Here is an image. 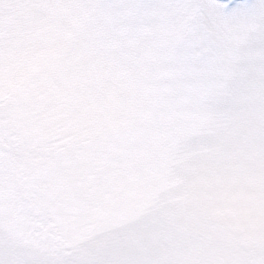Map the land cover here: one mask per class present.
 Returning <instances> with one entry per match:
<instances>
[{
  "label": "snow or ice",
  "instance_id": "1",
  "mask_svg": "<svg viewBox=\"0 0 264 264\" xmlns=\"http://www.w3.org/2000/svg\"><path fill=\"white\" fill-rule=\"evenodd\" d=\"M222 98L264 125V0H0V264L112 252Z\"/></svg>",
  "mask_w": 264,
  "mask_h": 264
},
{
  "label": "rangeland",
  "instance_id": "2",
  "mask_svg": "<svg viewBox=\"0 0 264 264\" xmlns=\"http://www.w3.org/2000/svg\"><path fill=\"white\" fill-rule=\"evenodd\" d=\"M214 111L218 123L182 145L153 206L106 237L112 252L146 262L211 256L208 264H264V236L223 233L200 218L191 202L194 176L225 171L249 186L264 179V125L251 105L222 98Z\"/></svg>",
  "mask_w": 264,
  "mask_h": 264
},
{
  "label": "clouds",
  "instance_id": "3",
  "mask_svg": "<svg viewBox=\"0 0 264 264\" xmlns=\"http://www.w3.org/2000/svg\"><path fill=\"white\" fill-rule=\"evenodd\" d=\"M196 214L223 233L264 236V179L249 186L222 171L192 179Z\"/></svg>",
  "mask_w": 264,
  "mask_h": 264
}]
</instances>
